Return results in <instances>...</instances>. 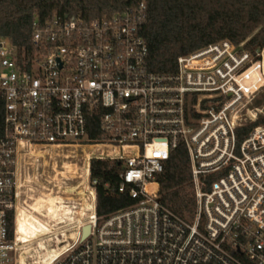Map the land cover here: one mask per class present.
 Listing matches in <instances>:
<instances>
[{
    "label": "built area",
    "instance_id": "1",
    "mask_svg": "<svg viewBox=\"0 0 264 264\" xmlns=\"http://www.w3.org/2000/svg\"><path fill=\"white\" fill-rule=\"evenodd\" d=\"M146 16L144 1L91 20L54 15L33 23L29 52L0 37V264H25L28 239L16 222L22 157L84 146L107 148L85 156V221L65 245L55 236L35 264H264V123L239 137L264 120L255 104L264 46L220 40L158 73L147 64ZM180 146L190 161L183 213L161 202L158 179ZM93 159L118 164L119 191L133 204L97 215Z\"/></svg>",
    "mask_w": 264,
    "mask_h": 264
},
{
    "label": "trees",
    "instance_id": "2",
    "mask_svg": "<svg viewBox=\"0 0 264 264\" xmlns=\"http://www.w3.org/2000/svg\"><path fill=\"white\" fill-rule=\"evenodd\" d=\"M144 1L147 16L142 34L149 51L148 68L158 73L176 70L178 56L227 39L254 52L264 46V0H0V37H8L21 51H32L33 23L54 15L91 20L106 17ZM257 104L264 106V99ZM239 131L243 138L250 128ZM1 124V114H0ZM96 134L90 130V137ZM115 161L93 159L91 177L97 184V215L106 216L135 202L128 190L119 191L121 178ZM190 161L184 146L175 149L159 174L161 202L183 213L191 200ZM108 183V186L105 184ZM13 213L10 230L13 233Z\"/></svg>",
    "mask_w": 264,
    "mask_h": 264
},
{
    "label": "rangeland",
    "instance_id": "3",
    "mask_svg": "<svg viewBox=\"0 0 264 264\" xmlns=\"http://www.w3.org/2000/svg\"><path fill=\"white\" fill-rule=\"evenodd\" d=\"M260 99H264V91L255 99V104L262 108V104H257ZM104 150L107 148L84 146L56 151L48 147L22 157L16 222L28 223L25 234L18 233L20 238L28 239L19 254L25 264H35L34 260L48 255L56 245L55 236L63 233L64 245L72 241L87 213L84 194L79 192L81 181L87 180L82 170L85 156Z\"/></svg>",
    "mask_w": 264,
    "mask_h": 264
},
{
    "label": "bare ground",
    "instance_id": "4",
    "mask_svg": "<svg viewBox=\"0 0 264 264\" xmlns=\"http://www.w3.org/2000/svg\"><path fill=\"white\" fill-rule=\"evenodd\" d=\"M21 173V172H20ZM23 181V180H22ZM26 184V183H25ZM20 197V196H19ZM23 201V200H22ZM20 202V200H19ZM23 204V203H22ZM21 204V205H22ZM27 222L26 221H21L19 224H18V232L21 233V234H25V232L28 230L27 228Z\"/></svg>",
    "mask_w": 264,
    "mask_h": 264
},
{
    "label": "water",
    "instance_id": "5",
    "mask_svg": "<svg viewBox=\"0 0 264 264\" xmlns=\"http://www.w3.org/2000/svg\"><path fill=\"white\" fill-rule=\"evenodd\" d=\"M89 232H90V225L84 226L83 233H82V238H85L86 236H88Z\"/></svg>",
    "mask_w": 264,
    "mask_h": 264
}]
</instances>
